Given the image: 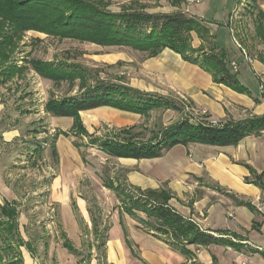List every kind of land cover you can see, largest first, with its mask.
I'll return each mask as SVG.
<instances>
[{
    "label": "crops",
    "instance_id": "0c3cea01",
    "mask_svg": "<svg viewBox=\"0 0 264 264\" xmlns=\"http://www.w3.org/2000/svg\"><path fill=\"white\" fill-rule=\"evenodd\" d=\"M111 1L113 4L110 9L114 5V1ZM128 2L130 0L120 2L119 9L121 4ZM142 2L153 6L148 8L149 12L183 11L206 22L211 29L212 43L218 50L224 51L228 67L250 90V93H241L225 84L215 82L213 74L205 67L186 60L170 48L163 49L155 56H147L144 52L121 46L131 49L141 58L121 59V56H118L114 65L126 61L124 65L126 71L122 73L129 75V78L128 80L114 78L115 82L125 83L160 97L177 98L176 100H179L183 106L179 116L184 114L193 116L199 111L201 115L205 114V119L219 123L227 120H248L254 116L264 115V56L257 57L261 53L264 55V31L260 34L257 32L259 31L257 14L254 17L253 29L245 27L246 17L237 14L243 1L239 3V0H180V2L179 0H142ZM254 4L257 12L261 10L264 13V0H255ZM28 32L49 37L34 30ZM232 41L236 46L231 43ZM82 43L91 44L98 49H121L118 46ZM191 43L194 48H198L202 45V40L193 33ZM247 48L256 55L252 56ZM95 55L99 54L95 53ZM35 73L54 85L51 79ZM25 75L15 76L7 82H2L0 78V85L22 80ZM51 95L55 94L51 93ZM107 108L126 115L145 117L138 113ZM30 109L32 108H28V111L31 112ZM95 109L81 111L80 115L83 116L84 112ZM43 112H46L45 109ZM53 118L57 121L54 123L55 127L59 129L57 132L59 135L53 144L55 148L53 155L58 163L49 185V203L60 209L65 227L59 247L60 259L63 258L65 264H72L68 257H73L74 264H101L99 257L92 256L91 247H87L86 253L83 248L85 242L81 244L80 223L87 219L91 221V217L86 199L73 194L74 189L77 188L74 182L77 174L73 171L74 165H70L69 162L74 160L76 163L79 157L76 146L69 140L74 136L60 133L71 129L73 118L70 116H53ZM190 119L194 121L191 117ZM63 124L67 125V130L62 127ZM124 127L130 126L120 128ZM86 129L88 130L87 127ZM93 133L96 134L97 131ZM3 135L5 141L9 142L19 139L20 133L17 129H8ZM118 159L126 161L129 167L125 179L127 186L140 191L147 189L168 191L170 193L168 204L172 209L205 232L240 242L241 250L239 251L238 247L218 243L202 245L188 242L185 243L183 250L177 249L140 219L124 214L123 225L121 224L123 235L114 237L108 234L107 236L104 245L106 264H241L245 259L246 264H264V252L255 248V246L264 247V130L259 134L245 137L237 145L178 144L165 151L161 157L141 160ZM0 199L2 202L15 203L19 212V231L20 223L22 226H27V219L26 221L23 219L19 209L16 191L3 179V176H0ZM235 199L244 204L237 203ZM228 213L232 214L233 218H229ZM124 230L127 231L128 236H125ZM233 236H238V239ZM243 241L247 244H243ZM48 246L45 248L48 249ZM27 251L31 254L30 263L22 254L25 264H34V254L29 249Z\"/></svg>",
    "mask_w": 264,
    "mask_h": 264
},
{
    "label": "trees",
    "instance_id": "16d2710c",
    "mask_svg": "<svg viewBox=\"0 0 264 264\" xmlns=\"http://www.w3.org/2000/svg\"><path fill=\"white\" fill-rule=\"evenodd\" d=\"M242 1L239 0V3ZM111 4H113L111 0H0L2 60L10 59V50L18 47L25 33L30 30L59 40L74 39L101 46L130 47L144 52L147 56H155L163 49L170 48L186 60L205 67L213 74L215 82L225 84L241 93H250L228 67L224 51L218 50L212 43L211 31L203 26L204 21L183 11L149 12L148 8L153 6L142 0L123 3L119 11L110 9ZM257 18L259 19L257 32L260 34L264 31L263 11L258 10ZM193 33L202 40V45L198 48H194L191 43ZM30 63L32 70L44 78L51 79L56 87L67 84L71 90L78 86L80 95L61 97L51 95L44 106L45 111L53 116L73 118L71 129L60 133L79 138L85 135L100 137L99 140H95L99 141L98 148L111 157L152 159L161 157L165 151L178 144L237 145L245 137L259 134L264 130V115H261L248 120H227L217 124L208 119L192 122L186 117L155 131L152 130L151 137L147 140L142 137L144 136L142 130L136 131L138 127L135 125L113 129L101 135L90 133L83 124L81 111L112 107L149 117L154 109L181 111L183 106L181 102L179 105L169 98L143 92L125 83L93 78L91 70L79 63L67 60L45 61L38 58H32ZM18 69L10 64V67L0 74L1 81H10L25 72L22 68ZM58 135L59 133L55 135L54 141ZM74 145L79 148L77 143ZM53 152L55 153V148ZM104 186L114 190L120 206H125L119 211L122 225L124 214L136 217L157 235L163 236L171 245L181 250L184 249L186 242L202 245L218 243L241 250L240 242L205 232L172 209L168 204L170 193L166 190L140 191L126 185L128 199L126 204L122 189L107 181H104ZM235 200L241 205L244 204L238 199ZM141 212L147 216L146 219L141 218ZM18 213L14 202L5 201L0 205L2 243L11 242L10 237H18ZM153 218L171 231L174 237L168 238L165 233L151 228L150 219ZM107 230L108 226L101 241L102 246L107 241ZM124 234L128 236L126 230ZM22 246L26 245L20 243L16 248L12 244L0 246V264H25ZM101 264H106L105 260Z\"/></svg>",
    "mask_w": 264,
    "mask_h": 264
},
{
    "label": "rangeland",
    "instance_id": "374dc122",
    "mask_svg": "<svg viewBox=\"0 0 264 264\" xmlns=\"http://www.w3.org/2000/svg\"><path fill=\"white\" fill-rule=\"evenodd\" d=\"M113 1L114 5L111 9L118 10L120 2L125 0ZM237 14L246 17L245 27L253 29L254 17L257 14L254 0H243V5L239 7ZM203 26L210 29L206 22ZM231 43L236 46L234 41ZM19 44L18 47L10 50L9 60L3 61V56L0 55V74H3L10 64L11 66L13 64L15 69H24L23 74H26L22 80L0 85V176H3V179L16 191L19 209L23 214V219L25 221L27 219V226H22L20 223L18 237H10L11 242L9 243L0 241V246L5 247L12 244L16 248L20 243H23L34 254V264H65L59 255L62 232L65 231V227L62 223L60 209L49 203V185L52 181V173L57 169L58 163L53 155V144L55 143L53 139L59 129L55 127L54 123L57 121L53 116L43 112V109L51 93L58 97L77 96L80 93L77 86L71 90L66 84L56 87L51 82L39 77L32 71L30 61L32 58H38L39 60L57 62L69 58L70 62L80 63L90 69L91 72H89L93 78L115 82L114 78L122 80L129 78V75L122 73L126 71L124 66L126 61L114 65L118 56H121V59L129 57L134 60H139L141 56L131 49L122 47L121 49H98L88 43L69 39L60 41L32 32L26 33V37ZM247 50L252 56L256 55L254 51H250L248 48ZM95 53L99 55H95ZM116 53H121V55H115ZM260 56L264 55L262 53L257 55L258 58ZM111 64L113 66H108ZM169 99L180 105L177 98ZM28 108H32L30 109L32 111H28ZM195 114L179 116L178 110L160 108L152 110L150 117L145 118L126 115L103 107L84 112L82 117L90 133L97 131L96 134L101 135L103 132L108 133L115 128L135 125L138 127L136 131L142 130L144 135L142 137L147 140L151 137L152 130L155 131L174 123L178 118L180 120L191 117L196 122L206 120L205 114L201 115L199 111ZM62 127L66 129L67 125L63 124ZM8 129H17L20 133L19 139L5 141L3 132ZM99 138L89 135L80 138L70 137L72 145L73 143L79 145V148H75L79 157L76 163L72 160L69 164L74 165V170H72L77 174V179H74L77 188L74 189L73 194L86 199L91 217V221L87 219L80 223L81 244L85 242L83 248L86 253L88 252L87 247L90 246L92 256L99 257L103 263L105 249L101 245V241L105 235V229L108 226L107 232L110 236L123 235L119 211L125 207L124 205L120 206L114 190L104 187V181L122 189L121 193L127 204L125 179L129 167L126 161L102 152L97 146L99 141H95ZM3 203L1 200L0 205ZM140 216L147 218L142 212ZM149 226L165 233L168 238L174 237L171 231L154 218L150 219ZM47 245H49L48 249L45 248ZM25 247L22 246L21 251L29 262L31 254ZM68 258L74 264L73 257Z\"/></svg>",
    "mask_w": 264,
    "mask_h": 264
},
{
    "label": "built area",
    "instance_id": "2783aa9c",
    "mask_svg": "<svg viewBox=\"0 0 264 264\" xmlns=\"http://www.w3.org/2000/svg\"><path fill=\"white\" fill-rule=\"evenodd\" d=\"M234 66H236V64H234ZM211 122H212L213 124H217V123H218V122H216L215 120H211ZM228 217H229V218H233V215L230 214V213H228ZM242 243H243V244H247L246 241H243ZM255 248H256L258 251L264 252V247H262V246H255ZM241 264H246V259L243 260Z\"/></svg>",
    "mask_w": 264,
    "mask_h": 264
}]
</instances>
